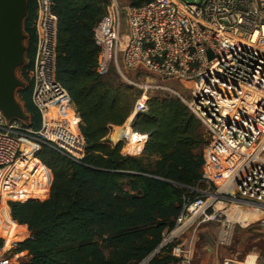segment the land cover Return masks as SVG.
Instances as JSON below:
<instances>
[{"label":"trees","instance_id":"trees-1","mask_svg":"<svg viewBox=\"0 0 264 264\" xmlns=\"http://www.w3.org/2000/svg\"><path fill=\"white\" fill-rule=\"evenodd\" d=\"M55 1L57 78L80 118L86 155L76 162L43 142H24L21 156L32 148L47 188L8 195L0 206V235L20 239L16 253L27 252L20 264H139L160 246L185 201L198 195L194 188L205 189L202 168L212 147L202 122L175 96L151 95L148 111L129 122L139 90L114 69L105 75L97 70L100 47L93 29L110 0ZM125 1L140 6L150 0ZM36 9V0H27L25 62L17 69L25 84L16 90L27 115L25 128L33 131L42 125L28 76L37 42ZM10 170L0 171L3 189ZM3 246L0 237V250ZM172 249L165 245L148 264L176 263Z\"/></svg>","mask_w":264,"mask_h":264},{"label":"built area","instance_id":"built-area-1","mask_svg":"<svg viewBox=\"0 0 264 264\" xmlns=\"http://www.w3.org/2000/svg\"><path fill=\"white\" fill-rule=\"evenodd\" d=\"M36 2L37 42L28 76L42 125L33 131L0 111V171L15 164L24 141L43 142L76 162L86 155L78 114L57 78L56 1ZM93 32L100 47L98 72L114 69L123 82L139 89L130 122L148 111L151 92L175 96L202 122L215 150L238 159L233 169L216 175L209 163L204 165L205 178L220 181L212 188H194L198 195L185 201L174 226L164 233L178 259L173 264H192L189 250L176 241L204 224H218L225 238L237 226L259 221L264 228V0H150L140 6L110 0ZM172 82L183 84L187 94ZM16 181L26 189L23 194L47 188L41 165L33 172L26 169ZM253 212L260 214L257 220L241 218ZM2 237L5 251L9 239ZM0 264L20 263L0 257ZM222 264L250 263L227 258Z\"/></svg>","mask_w":264,"mask_h":264},{"label":"rangeland","instance_id":"rangeland-1","mask_svg":"<svg viewBox=\"0 0 264 264\" xmlns=\"http://www.w3.org/2000/svg\"><path fill=\"white\" fill-rule=\"evenodd\" d=\"M191 3H197L201 0H184ZM121 3L127 2L125 0H120ZM20 70L17 71V76L20 77ZM21 78V77H20ZM173 87L180 89L182 94L186 95L187 92L183 89L184 85L179 82H172ZM138 89V88H137ZM262 89V88H261ZM139 90V89H138ZM156 92H151L153 95ZM17 96V95H16ZM172 96V95H171ZM18 98V97H17ZM257 99L255 101L258 102ZM261 101V100H260ZM22 104V103H21ZM23 106V104H22ZM136 106L133 109V114L131 115V120L136 112ZM129 120V122L131 121ZM129 122L127 123L129 125ZM25 125V123H24ZM203 134L206 137V141L212 147V157L208 162L213 166V170H216L221 164L220 168L227 170L233 169L236 164H238V159L230 154H224L223 152L215 150L212 145L211 139L208 133L203 128ZM22 154L27 149L25 143L23 144ZM36 169L40 170V165L35 160L32 153V148L27 154L18 158L14 165L11 166V170L6 176L5 188L0 187V206L7 204V196L10 194H15L16 192H24L26 190L23 186L21 187L16 181V178L20 174L24 175V172L27 170L34 171ZM41 172V171H40ZM203 177L205 178L204 168H202ZM206 188H212L219 184L220 179H217V183L208 180L205 178ZM258 213L254 212L251 216L249 214H242L241 217L243 220L250 219L249 217H255ZM12 219V218H11ZM13 220V219H12ZM257 220V218L255 219ZM14 221V220H13ZM15 222V221H14ZM13 226V225H12ZM17 227V226H16ZM1 238H3L0 235ZM4 239V238H3ZM20 239L9 240L8 246L9 249L3 251L0 250V257L15 259L19 263L25 259L27 252L16 253L17 242ZM164 241V238L163 240ZM5 243V242H4ZM176 244H181L186 249L189 250V257L192 264H197L199 257L210 253L211 255L223 254V259L227 257L238 259L242 262L247 260L250 264H264V229L259 223V221L248 225L246 227L237 226L233 231L230 232L228 237H224V232H221L218 224H204L197 231L187 232L182 239L176 241ZM6 245V244H5ZM197 249V250H196ZM199 250V252H198ZM197 252V253H196Z\"/></svg>","mask_w":264,"mask_h":264},{"label":"water","instance_id":"water-1","mask_svg":"<svg viewBox=\"0 0 264 264\" xmlns=\"http://www.w3.org/2000/svg\"><path fill=\"white\" fill-rule=\"evenodd\" d=\"M27 15V0H0V111L8 119L26 120L27 115L16 96L25 83L17 69L25 62L26 46L23 21ZM210 59L213 53L209 51ZM166 245L160 246L139 264H148Z\"/></svg>","mask_w":264,"mask_h":264},{"label":"crops","instance_id":"crops-1","mask_svg":"<svg viewBox=\"0 0 264 264\" xmlns=\"http://www.w3.org/2000/svg\"><path fill=\"white\" fill-rule=\"evenodd\" d=\"M79 117V116H78ZM79 122H80V118H79ZM264 229V228H263ZM197 250V249H196ZM199 252V250H198ZM197 253V252H196ZM223 253V252H222ZM216 254V255H211L210 253H207L206 255L204 256H200L199 258V261L197 262V264H222L223 261L227 258H230V257H227L225 258L224 260L223 259V254ZM238 260V259H237Z\"/></svg>","mask_w":264,"mask_h":264},{"label":"bare ground","instance_id":"bare-ground-1","mask_svg":"<svg viewBox=\"0 0 264 264\" xmlns=\"http://www.w3.org/2000/svg\"><path fill=\"white\" fill-rule=\"evenodd\" d=\"M70 114L73 116V113L70 111ZM70 115V116H71ZM76 120V119H75ZM24 142H26V141H24ZM223 164H221L220 166H222ZM220 166L216 169V170H213V166H210V170H211V172L212 173H214V175H216L217 174V172L220 170L221 172H223V170H224V168H220ZM254 213V212H253ZM253 213H251L250 215H252ZM245 214V213H244ZM243 215L241 214V217H242ZM260 216V214H257L255 217H249V218H254V219H256V218H258ZM166 241V240H165Z\"/></svg>","mask_w":264,"mask_h":264}]
</instances>
